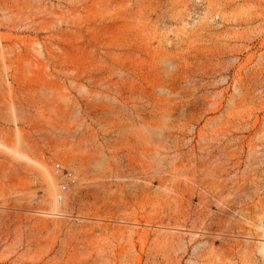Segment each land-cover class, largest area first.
<instances>
[{
  "label": "rangeland",
  "instance_id": "rangeland-1",
  "mask_svg": "<svg viewBox=\"0 0 264 264\" xmlns=\"http://www.w3.org/2000/svg\"><path fill=\"white\" fill-rule=\"evenodd\" d=\"M263 244L264 0H0V264Z\"/></svg>",
  "mask_w": 264,
  "mask_h": 264
},
{
  "label": "bare ground",
  "instance_id": "bare-ground-1",
  "mask_svg": "<svg viewBox=\"0 0 264 264\" xmlns=\"http://www.w3.org/2000/svg\"><path fill=\"white\" fill-rule=\"evenodd\" d=\"M59 208H60V206H59V204H58L57 201H56L54 209L59 210ZM262 246H264V244H263Z\"/></svg>",
  "mask_w": 264,
  "mask_h": 264
}]
</instances>
